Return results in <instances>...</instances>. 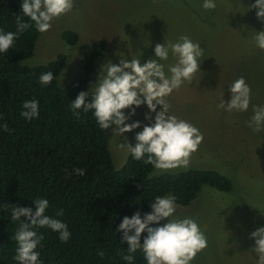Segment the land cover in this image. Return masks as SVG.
I'll return each instance as SVG.
<instances>
[{
	"label": "rangeland",
	"instance_id": "rangeland-1",
	"mask_svg": "<svg viewBox=\"0 0 264 264\" xmlns=\"http://www.w3.org/2000/svg\"><path fill=\"white\" fill-rule=\"evenodd\" d=\"M214 2L215 9L206 10L202 7L204 0H74L71 11L51 21L48 32L39 33L32 55L21 63L45 64L63 53L65 65L53 79L63 87L80 69L83 52L101 41L102 53L94 59L85 85L91 100V91L108 63L118 64L121 57L140 59L142 64L157 59L170 76L168 67L176 63V58L170 53L168 60H159L155 45L175 43L181 36L199 43L204 51L198 58L200 71L190 84L184 81L165 99L170 105L169 115L198 128L203 142L191 154L187 168L168 173L211 169L227 177L231 186L228 191H219L202 185L189 204L175 203L171 219H193L207 239V247L190 264H257L258 255L252 251L255 239L249 236L264 227V130L253 132L245 121L253 115L252 105L264 106V50L253 39L257 32L264 31V21L257 19V9L250 8L255 0ZM66 29L77 34L74 44L62 39L61 31ZM240 77L251 89L249 109L227 112L218 108L222 97L226 102L231 99L228 86ZM161 107L157 105V111ZM123 111L127 115L131 108ZM146 112V104L136 107L135 115L126 123L138 120L141 126L131 132L114 133L115 125L104 130L115 169L129 154L121 143L134 146L136 133L154 123L155 113H151L152 120H146ZM156 175L153 168L149 176ZM167 222L165 218L159 224Z\"/></svg>",
	"mask_w": 264,
	"mask_h": 264
},
{
	"label": "trees",
	"instance_id": "trees-1",
	"mask_svg": "<svg viewBox=\"0 0 264 264\" xmlns=\"http://www.w3.org/2000/svg\"><path fill=\"white\" fill-rule=\"evenodd\" d=\"M21 3L0 0V29L4 32L16 31ZM23 19L32 23L28 17ZM38 35L33 26L7 52L0 53V205L34 210V200L47 199L50 206L45 215L67 225L71 233L67 242H61L59 233L50 228L34 229L43 235L42 246L37 248L41 264H127L122 257L128 254V244L121 240L122 232L116 231L125 216L139 211L143 217L156 196L169 194L176 204L187 205L202 185L230 189L229 179L211 169L188 168L149 176L153 166L135 160L130 153L115 169L104 130L93 112L77 110V119L70 108L79 92L85 91L103 43H92L83 52L81 67L67 85L59 87L52 80L43 86L40 75L51 71L56 76L66 56L58 53L45 64H22L32 55ZM60 35L68 44L77 40L69 29ZM33 99L39 103V116L27 120L21 116L22 104ZM5 123L10 131L3 129ZM77 168L85 174L77 175ZM60 209L63 215L57 216ZM18 227L19 222L11 220V209L0 207V264H19L13 259L17 244L11 239ZM145 235L142 233L141 242ZM134 257L133 264H147L142 249Z\"/></svg>",
	"mask_w": 264,
	"mask_h": 264
},
{
	"label": "clouds",
	"instance_id": "clouds-1",
	"mask_svg": "<svg viewBox=\"0 0 264 264\" xmlns=\"http://www.w3.org/2000/svg\"><path fill=\"white\" fill-rule=\"evenodd\" d=\"M21 15L15 17L16 31L4 32L0 29V53L7 52L18 36L31 27L36 32L46 33L51 27V21L72 10L74 0H22ZM202 7L206 10L215 9L214 0H204ZM250 8L257 9V19L264 21V0H255ZM30 18L32 23L24 21ZM256 46L264 50V31L254 36ZM155 57L168 60L169 54L176 58V63L168 67L170 76L165 74L164 65L157 59H148L143 64L140 59L127 60L121 57L118 64L108 63L104 71L101 70L99 79L91 91H80L70 104L73 115L80 118L84 112H93L96 123L101 130L115 125L114 133L123 135L141 126V121L126 123L135 115L136 107L146 104L149 112L145 113L146 120H152L151 113H155L154 123L146 124L143 130L135 135L136 143H121L135 160H143L160 172H171L178 168H187L191 154L198 150L203 142V134L189 122L169 115L170 105L166 101L173 90L179 89L184 81L189 84L195 74L200 71V57L204 51L199 43H194L189 37L181 36L175 42L157 43L154 48ZM54 79L53 72L42 73L39 83L46 86ZM93 88V87H92ZM91 88V89H92ZM231 99L225 101L223 97L218 108L227 112H246L251 101V89L243 77L236 79L228 86ZM157 105L162 106L157 111ZM135 106V107H133ZM131 108L126 115L123 110ZM21 116L27 120L38 118L39 103L36 100H26L22 104ZM253 115L245 121L253 132L264 130V106L252 105ZM5 131H10L8 125H2ZM127 139V138H125ZM77 175H84L85 170L77 168ZM35 209L12 205H0L4 209H11L12 222H19V227L11 236L16 244V254L13 257L19 264H41L40 252L43 235H38L37 228H50L59 233L61 242H67L70 231L67 225L59 219L45 215L49 208L47 199L34 200ZM152 211H139L131 217L125 216L116 231L122 232L121 240L128 244L127 255L122 258L127 264H133L137 250L144 253L147 264H190L196 255L207 247V239L198 224L191 218L171 219L176 211L174 196H156L150 205ZM57 216L63 215V210H57ZM21 217L24 219L21 220ZM168 218V222L159 224ZM159 225V226H153ZM147 233L143 237L142 233ZM250 239H255L252 248L258 255L257 264H264V227H259L250 233ZM103 256V252H99Z\"/></svg>",
	"mask_w": 264,
	"mask_h": 264
}]
</instances>
